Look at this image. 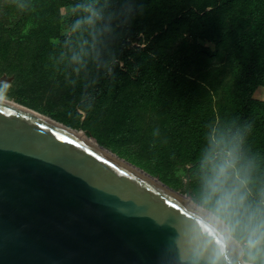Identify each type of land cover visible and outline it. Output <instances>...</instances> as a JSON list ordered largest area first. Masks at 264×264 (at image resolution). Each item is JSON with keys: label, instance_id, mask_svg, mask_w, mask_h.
<instances>
[{"label": "water", "instance_id": "obj_1", "mask_svg": "<svg viewBox=\"0 0 264 264\" xmlns=\"http://www.w3.org/2000/svg\"><path fill=\"white\" fill-rule=\"evenodd\" d=\"M190 195L0 97V264H246Z\"/></svg>", "mask_w": 264, "mask_h": 264}, {"label": "trees", "instance_id": "obj_2", "mask_svg": "<svg viewBox=\"0 0 264 264\" xmlns=\"http://www.w3.org/2000/svg\"><path fill=\"white\" fill-rule=\"evenodd\" d=\"M226 2L0 0V76L10 73L16 78L31 80V72L34 73L38 66H42L41 63L47 60L48 50L55 47L54 40L61 38L60 49L64 48L78 66L86 62L91 49L113 60V64L103 72L91 77L89 86L77 104L78 109L87 115L109 104L113 95L123 89L126 78L132 76L137 77L143 88L139 92L141 97L154 90L164 91V88L175 83L184 95L193 93L197 86L186 77L185 70L196 55H205L206 50L196 47L191 51L188 39H182L184 30L199 32L200 21L206 26L201 12L205 11L206 16L210 7ZM69 5L75 8L72 33L61 36L60 10ZM225 32L222 34L225 35ZM256 47H260L258 43ZM255 48L250 53L254 54ZM61 50L54 53L60 54ZM56 59L65 61L62 55ZM225 61L240 95L238 104L233 108L234 113L230 115L231 121L224 129L226 135L213 138L206 122L197 125L190 122L191 94L183 101L180 99L179 104H172L165 96L161 106L163 113H175L177 107H183L174 114L177 119L175 130L165 134L167 142L174 149L159 157L165 168L167 164L172 167L191 164V178L196 172L217 161L209 178L207 194L210 195L203 197L206 207L229 226H234V215L237 212L244 221L256 225L264 216V101L255 102L251 97L259 86L264 85V58L248 55L245 37L242 36L230 49ZM182 122H186L185 131L179 129ZM174 144H179L181 154ZM152 145H157L153 138L150 141L145 139L143 156L155 155ZM155 151L159 152L158 149ZM228 151L230 156L227 155ZM188 152L189 157L185 158L184 154ZM131 158L147 171L165 174L163 166L160 171H153L137 155ZM220 160L222 163L219 165ZM222 167L224 172L221 176L219 170ZM234 170H237L236 175ZM218 176L223 185L217 183L218 191L213 193L210 184ZM222 197L226 198L227 206L219 209L217 202Z\"/></svg>", "mask_w": 264, "mask_h": 264}, {"label": "rangeland", "instance_id": "obj_3", "mask_svg": "<svg viewBox=\"0 0 264 264\" xmlns=\"http://www.w3.org/2000/svg\"><path fill=\"white\" fill-rule=\"evenodd\" d=\"M226 1L225 4L210 7L206 11L208 13L206 16L205 11L201 12L206 26L204 27L200 21L199 32L184 30L182 39H188L191 51L196 47H203L206 50L205 55H196L195 60L185 70L186 77L198 87L194 88L193 93L184 95L175 83L173 86L169 85L164 88V91L155 92L154 90L153 93L141 97L139 92L143 88L137 77L132 76L129 79L126 78L123 89L113 95L109 104L87 115L78 109L77 104L89 86L91 77L103 72L113 64V60L91 49L86 62L78 66L64 48L60 49L61 38H59L54 40L55 47L48 50L47 60L41 63L42 66H38L34 73L31 72L33 74L31 80L16 78L10 73L0 76V97L25 105L55 121L85 132L103 147L140 168L142 167L132 160V155L143 159L153 171H160L164 166L159 156L174 149L167 142L165 134L175 130L177 119L174 114L183 107V105L177 107L175 113L172 111L163 113L161 110L162 100H165L163 97L167 96L168 101L175 104L180 99L182 101L187 99L191 94L192 100L189 105L191 113L188 116L190 122L195 125L206 122L211 137L216 138L219 135L224 137L226 135L224 129L230 123V115L240 98L230 68L226 66L225 58L228 52L244 36L248 55L264 58V0ZM74 12L75 8L72 5L61 8V36H69L72 33L71 24ZM223 31H226L225 35L222 34ZM257 43L260 47L255 48ZM254 48L256 52L250 53ZM59 50L62 51L60 54L59 52L54 53ZM61 55L65 58L64 62L56 59ZM31 74L28 73V75ZM251 100L264 101V85L258 87ZM212 115H214L213 118ZM185 127L186 122L180 123V130H187ZM151 138L157 143V145H152L155 157L143 156L145 139L150 141ZM176 150L181 154L179 146ZM189 153L184 154V157L188 158ZM227 155L230 156L229 151ZM171 160H173L172 156ZM221 163L220 160L219 165ZM216 166L217 161H214L209 167L193 175L196 181L193 177L191 178L193 184L190 198L206 209L208 208L203 197L210 195L207 194L209 178L214 172L213 167ZM188 168L191 169V164L176 167L167 164L166 168L164 167V175L142 169L169 187L185 193ZM233 172L236 175L237 170ZM218 183L223 185L222 182ZM261 220H264V216L256 225L250 224L249 221L243 220L239 212L234 215V226H229L223 220L229 226L230 236L241 246V259L246 264H264V243L256 249L249 248V240L254 238L253 231Z\"/></svg>", "mask_w": 264, "mask_h": 264}, {"label": "clouds", "instance_id": "obj_4", "mask_svg": "<svg viewBox=\"0 0 264 264\" xmlns=\"http://www.w3.org/2000/svg\"><path fill=\"white\" fill-rule=\"evenodd\" d=\"M224 169L223 167L220 170V174L219 175H223ZM219 182V176L217 177V180L214 181L212 184H210V188L211 191L213 193H215L216 191H218L217 188V183ZM225 197H222L217 203H218V207L219 209H224L227 205L225 203ZM241 199H243L241 197ZM258 233V235H257ZM253 239L249 240V248L250 249H256L258 248V246L262 243H264V220H261V222L257 225L256 229H254L253 231ZM254 259V257H252Z\"/></svg>", "mask_w": 264, "mask_h": 264}]
</instances>
